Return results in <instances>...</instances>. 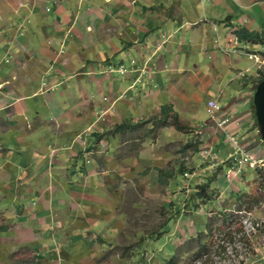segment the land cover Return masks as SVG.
I'll return each mask as SVG.
<instances>
[{"label": "crops", "instance_id": "1", "mask_svg": "<svg viewBox=\"0 0 264 264\" xmlns=\"http://www.w3.org/2000/svg\"><path fill=\"white\" fill-rule=\"evenodd\" d=\"M107 1H116L112 10L107 11L97 0H0V44L4 41L0 60L7 56L11 63L14 60V66L0 75V115L7 118L0 131L18 124L16 136L0 145V246L33 248V259L23 258L19 264H97L98 251L118 233L123 217L117 208L121 173L115 165L123 133H109L114 124H107L105 117L112 113L108 119L116 124L131 119L135 110H131L129 95L124 97L126 92L137 98L136 108L150 105L147 89L162 94L157 101L165 97L168 78L163 76L166 70L159 59L165 65L176 53L173 71H178L180 53L187 61L189 54L212 51L214 74L221 65L228 70L225 75L235 68L251 70L253 63L240 66L246 56L233 53L236 56L230 58L226 54L238 44L244 48L252 44L240 42L234 28L245 26L264 34V0ZM157 10L166 12V17L160 18ZM106 29L113 31L107 33ZM138 37L163 38L167 43L161 48L162 55L158 53L142 71L134 67L157 50L145 48L147 43L137 46L140 55L134 59L132 40ZM128 42L131 45L124 46ZM88 59L128 69L111 74L106 73L108 65L101 64L102 71L95 64L86 69ZM156 84L161 90L153 89ZM62 87L65 94L52 95ZM238 90L247 97L222 113L232 117L230 132L243 146L252 139L262 148L249 103L254 105L255 90L245 86ZM106 94L108 98H104ZM40 98L46 107L57 105L58 109L41 114L30 108L28 101ZM123 100L129 101L127 112L120 109ZM166 104L172 106L166 102L162 106ZM97 105L105 108L102 117L99 115L102 120L98 119L103 128L94 120L91 125L98 130L92 132L89 116L97 115ZM111 138L115 144L108 141Z\"/></svg>", "mask_w": 264, "mask_h": 264}, {"label": "rangeland", "instance_id": "2", "mask_svg": "<svg viewBox=\"0 0 264 264\" xmlns=\"http://www.w3.org/2000/svg\"><path fill=\"white\" fill-rule=\"evenodd\" d=\"M96 3L109 11L116 1L97 0ZM51 6L53 5L49 6L50 9ZM158 13L160 18L166 17V12L160 10ZM51 16L52 13H49V17ZM35 22H38L37 17ZM113 29H106V32L109 30L111 33ZM138 35L141 33L138 32ZM134 40V59L140 55L137 46L143 47L147 43L145 48L157 50L151 53L144 64L134 67L137 71L149 67L150 61L158 53L162 55V49L167 44L163 38L151 41L138 37ZM3 44L4 41L0 45ZM125 45H131V42ZM231 52L226 53L230 58L236 56L233 53L246 56L240 63L242 68L252 66V63L254 67L251 70L235 68L225 75L228 70L221 65L219 72L214 74L211 69L212 51L210 54L199 51L189 54L187 61L186 55L180 53L181 69L173 71L177 54L172 53L173 56H169L170 60L165 65L159 59L161 68L166 70L163 76L170 79H167V91H163L165 97H161L162 100L157 101L162 95L160 92L158 95L152 94L147 89L151 106L136 108L134 103L138 102L137 98L134 99V94L126 92L124 97L129 95L127 99H130L131 110L135 111H131V121L127 119L125 122L142 124L121 134L123 146L115 165L120 168L121 173V200L117 208L123 217L118 233L111 241H107L104 249L98 251L97 264H264V141L262 148L252 139L247 140V144L243 146L236 135L237 145L253 154L254 160L258 162L253 168L236 165L234 157L230 158V154L236 150V143L227 136V132L233 128L231 119L223 125L224 128L220 127L212 117L208 105L210 100L220 98L226 112L234 107V102H241L247 97L241 95L239 88L245 86L250 87L252 92L256 90L264 72V63L261 66L256 64L248 54L255 52L263 59L264 42L252 43L246 48L241 43L238 47L234 46ZM10 59L7 56L0 60V75H5L6 70L14 66V60L11 63ZM89 59L83 66L86 69L92 68L93 64L98 68L101 64L108 65L109 69L106 71H110L106 73L109 74L116 70L125 73L128 69L126 65L113 66L110 62L106 63V60L101 63V60ZM126 59L128 61L129 58ZM101 68L102 71L103 66ZM153 89L161 90L160 84H156ZM65 91L64 87L56 88L52 95H63ZM134 92L137 94V91ZM107 94L111 98L109 92ZM107 94L104 98H108ZM43 102L42 98L28 101L30 108L41 114L58 109L57 105L55 108L46 107ZM128 102L123 100L120 105L122 111L127 112ZM165 102L173 106L172 116L178 114L180 124L184 126L182 130H178L172 123V116L168 118L166 125L159 121L163 117L159 106L162 107ZM249 103L254 110L253 101ZM96 108L97 115H93V118L89 116V125L96 120L94 124L103 128L98 119L102 120L100 114L105 108L102 105H97ZM89 111L93 109L90 108ZM109 115L112 117V113L106 114L105 122L108 124L111 121L114 124L108 130L109 133H119L115 129L117 124L108 119ZM5 120L7 118L0 115V127H3ZM14 124L10 130L0 131V145L9 143L16 136L18 124ZM96 126L91 125L90 131L96 132ZM223 133L225 137L222 136ZM100 134L96 133L103 136ZM108 141L114 144L116 142L115 138ZM14 149L18 151L17 145ZM236 156L239 157L240 154L237 153ZM103 167L109 168V165ZM200 192H203V198L200 197ZM248 194L254 197L247 199ZM240 197L244 199L241 200ZM200 235L201 242L194 240ZM34 254V249L28 246L14 250L0 246V264H5L4 261L19 264L23 258L33 259ZM87 261L93 263V259L88 257Z\"/></svg>", "mask_w": 264, "mask_h": 264}, {"label": "trees", "instance_id": "3", "mask_svg": "<svg viewBox=\"0 0 264 264\" xmlns=\"http://www.w3.org/2000/svg\"><path fill=\"white\" fill-rule=\"evenodd\" d=\"M234 34L236 35L237 39L240 41V42H246V43H257V42H264V34H262L261 32H258V31H253V30H250L249 28L245 27V26H237L234 28ZM264 77V72H263V75L262 77L260 78L259 82L263 79ZM255 92V91H254ZM171 107L170 105H163L161 107V111H162V115L163 117L159 119V121L163 122V125H166V121L168 120L169 117L172 116L171 114ZM254 107V116H255V119L257 121V124H258V120H257V116H256V109H255V105H253ZM173 118V124L178 128V130H182L183 129V125L180 124V118L178 116V114L172 116ZM142 124V122H138V123H127V122H123L121 124H117L115 126V129L116 131L118 132H122V133H125L128 129H136L138 128L140 125ZM259 125V124H258ZM200 197H202L203 192H200ZM248 196L247 199L249 198H253L254 196L252 194H248L246 195V197ZM245 197V196H244ZM244 197H240L241 200L244 199ZM250 201V200H249ZM202 236H198L196 238H194V240L198 241V242H201ZM193 240V239H191ZM172 262V260H171Z\"/></svg>", "mask_w": 264, "mask_h": 264}, {"label": "built area", "instance_id": "4", "mask_svg": "<svg viewBox=\"0 0 264 264\" xmlns=\"http://www.w3.org/2000/svg\"><path fill=\"white\" fill-rule=\"evenodd\" d=\"M248 55L250 59L253 60L256 64H259L261 66V63H264V58L262 59L257 53L253 52L249 53ZM208 105L214 120L220 127L224 128L223 125L227 124L232 117L222 113L223 107L220 103V98L218 100H210ZM219 114H223V116L218 117ZM227 136L236 143V145H234L236 149L235 152L230 154V158L234 157V160L236 161L235 164H239L240 166L248 165L252 168L255 167L256 163L258 162L254 160L253 156L250 153L245 152V149L242 148L241 145H237V141L235 140L236 135L232 134L231 132H227ZM237 153L240 154L239 157L236 156Z\"/></svg>", "mask_w": 264, "mask_h": 264}, {"label": "water", "instance_id": "5", "mask_svg": "<svg viewBox=\"0 0 264 264\" xmlns=\"http://www.w3.org/2000/svg\"><path fill=\"white\" fill-rule=\"evenodd\" d=\"M254 105H255L256 116L259 124V131L264 141V77L259 82L254 92Z\"/></svg>", "mask_w": 264, "mask_h": 264}]
</instances>
